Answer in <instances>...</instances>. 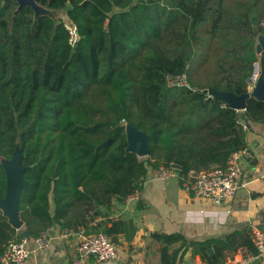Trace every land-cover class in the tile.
Returning <instances> with one entry per match:
<instances>
[{"label":"trees","instance_id":"obj_1","mask_svg":"<svg viewBox=\"0 0 264 264\" xmlns=\"http://www.w3.org/2000/svg\"><path fill=\"white\" fill-rule=\"evenodd\" d=\"M35 1L57 17L0 0V198L2 161L19 148L29 238L55 225L112 235L126 223L94 221L151 171L174 162L187 178L225 166L247 147L244 119L264 124L263 100L251 96L237 111L206 91L249 92L264 0ZM66 22L78 29L74 49ZM184 73L187 87L168 86ZM126 123L148 135L146 158L128 150ZM23 231L0 209V254ZM153 237L161 264H177L184 247L206 264H226L239 249L256 254L247 228L204 240Z\"/></svg>","mask_w":264,"mask_h":264},{"label":"crops","instance_id":"obj_2","mask_svg":"<svg viewBox=\"0 0 264 264\" xmlns=\"http://www.w3.org/2000/svg\"><path fill=\"white\" fill-rule=\"evenodd\" d=\"M249 123L245 148L248 155L241 159L244 186L238 189L234 198L216 205L211 199L187 193L180 178L161 181L153 179L151 171L139 201L129 205L114 200L110 208L103 210L105 216L94 221L97 224L105 219H119L126 225L122 230L109 234L112 240L115 239L118 258L105 262L92 258L90 264H161L162 244L153 237L154 233H181L188 240H204L224 238L231 232L246 228L250 232L254 228L264 230V124ZM179 246V243H174L173 248ZM27 248L30 256L25 264H68L76 256L74 239L68 241L57 237L47 249L40 250L34 239L28 238ZM243 250L229 252L226 263L232 258H240ZM185 262L206 264L186 247L181 249L177 264ZM253 264H264V257Z\"/></svg>","mask_w":264,"mask_h":264},{"label":"built area","instance_id":"obj_3","mask_svg":"<svg viewBox=\"0 0 264 264\" xmlns=\"http://www.w3.org/2000/svg\"><path fill=\"white\" fill-rule=\"evenodd\" d=\"M64 27L69 35L68 44L74 49L79 42L78 29L71 22H66ZM258 74L255 78L252 76L250 86ZM167 82L170 87H187V74L168 77ZM247 155L246 149L235 152L225 166H216L192 173L187 178H181V166L172 162L168 165H160L154 169L151 172V177L161 181H169L175 177L180 178L182 188L190 195L208 198L214 204L222 205L227 200L234 198L238 189L244 186L241 159ZM148 179L150 177L143 180L140 188L128 194L124 198L123 203L134 205L139 201L143 197V188ZM57 237L68 241L72 239L76 241V256L68 264H90L92 258L97 262L113 261L119 255L115 243L110 235L105 232L86 234L83 230L56 228L55 225L44 229L33 239L37 249L44 250ZM251 239L256 249V254L249 253L244 249L240 258H232L226 264H253L256 260L264 257V230L254 228L251 232ZM27 242L28 238L26 237L11 241L0 254V264H25L30 256Z\"/></svg>","mask_w":264,"mask_h":264},{"label":"water","instance_id":"obj_4","mask_svg":"<svg viewBox=\"0 0 264 264\" xmlns=\"http://www.w3.org/2000/svg\"><path fill=\"white\" fill-rule=\"evenodd\" d=\"M16 1L18 3V8L16 11L17 13L20 12L24 6L31 7L34 10L35 16H53L51 13L56 12L39 5L35 0ZM256 22L257 20L255 18L254 23ZM258 38L260 39V45L257 46V53L261 52V50L264 48V35H259ZM259 70L261 72L260 78L263 77V79L258 85L255 86L254 91L241 95H238L234 92L219 91L216 88H209L206 91L212 97L225 101L229 106L237 109V111H244L247 105L246 100L249 97L252 96L256 99L264 101V61L262 64H260V68L259 64L255 63L253 78L256 77V75L259 73ZM244 121L246 128L249 129L250 123L246 118ZM125 126L128 137V150L134 151L139 157H147L150 153L148 135L128 123H126ZM109 142L110 140L105 144ZM17 151L18 149L14 153L12 159L2 161L7 174V192L4 198H0V209L3 211L4 215L8 217L9 221L14 227L22 229L24 223L19 215L20 198L23 191L27 190V182L23 179L21 174L23 170V167L20 163L21 151L20 154H18ZM23 235L24 237L29 238V232L26 229H24ZM184 264H189V262H185Z\"/></svg>","mask_w":264,"mask_h":264},{"label":"rangeland","instance_id":"obj_5","mask_svg":"<svg viewBox=\"0 0 264 264\" xmlns=\"http://www.w3.org/2000/svg\"><path fill=\"white\" fill-rule=\"evenodd\" d=\"M57 13L58 12H52L51 14L54 17H57ZM261 23H262V25L264 24V13L262 14ZM256 44H257V46L260 45V39L259 38L257 39V43ZM263 61H264V48L261 50V52L258 53V64H259V68H260V64H262ZM192 70H193V72H195V69H192ZM260 73L261 72L259 70V74H258L257 78L252 82V84H251V86L249 88V92L254 91L255 86L258 85L260 83V81L263 79V77L260 78ZM17 152H18V154H20L19 148H18V151ZM143 158H146V157H143ZM14 163H15V161H14ZM24 228L25 227L23 226L22 229H24Z\"/></svg>","mask_w":264,"mask_h":264},{"label":"bare ground","instance_id":"obj_6","mask_svg":"<svg viewBox=\"0 0 264 264\" xmlns=\"http://www.w3.org/2000/svg\"><path fill=\"white\" fill-rule=\"evenodd\" d=\"M23 228V227H22Z\"/></svg>","mask_w":264,"mask_h":264}]
</instances>
